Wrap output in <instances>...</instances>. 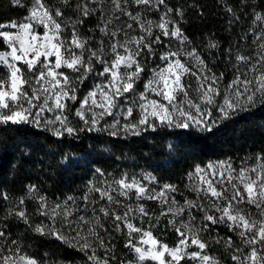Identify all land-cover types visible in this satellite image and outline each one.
Instances as JSON below:
<instances>
[{
  "label": "snow or ice",
  "instance_id": "6c2138e0",
  "mask_svg": "<svg viewBox=\"0 0 264 264\" xmlns=\"http://www.w3.org/2000/svg\"><path fill=\"white\" fill-rule=\"evenodd\" d=\"M10 2L26 15L0 23V125L27 124L58 140H79L92 132L126 139L166 130L175 138L167 148L175 153L195 151L205 134L226 120L264 106V0L245 3L250 26L226 51L214 33L200 41L185 34L186 8L179 2ZM226 11L230 25L240 21L233 8ZM244 42L246 49L240 47ZM222 51L233 73L227 84L224 71L214 67ZM150 59L158 63L138 90ZM89 80L93 83L81 95ZM64 163L77 161L65 155ZM93 174L98 179L89 181L82 204L69 196L50 208L46 196L33 195L35 185L27 186L28 198L44 218L35 223L24 196L12 199L0 191V200L7 202L0 217V264H52L47 253L30 254L12 237L10 218L35 236L82 253L85 264H114L111 235L122 228L128 230L125 247L136 254V264H264V151L239 165L231 157L195 165L188 173L195 198L183 203L170 195L177 191L175 185L155 187L158 180L151 173L114 175L97 167ZM146 200L167 205L160 216L172 217L168 224L177 234L174 246L133 223L137 214L149 216L142 203ZM219 226L230 235L216 232L211 240L203 235ZM133 234L139 235L138 242ZM213 246L222 248V254H213Z\"/></svg>",
  "mask_w": 264,
  "mask_h": 264
},
{
  "label": "trees",
  "instance_id": "16d2710c",
  "mask_svg": "<svg viewBox=\"0 0 264 264\" xmlns=\"http://www.w3.org/2000/svg\"><path fill=\"white\" fill-rule=\"evenodd\" d=\"M53 3L56 0H52ZM170 4L178 2L186 8L183 30L189 38L200 41L205 35L215 34L222 49L227 50L250 26L245 3H260V0H169ZM196 4L199 8H189ZM233 8L241 19L229 24L230 15L226 8ZM203 11V16L199 15ZM26 11L15 7L9 0H0V23L22 17ZM95 24V19L88 22L84 31ZM248 47V42L240 45ZM214 66L216 71H224L225 81L230 78L232 69L222 51ZM166 130L157 133L148 132L140 137L112 138L104 133H82L79 140L64 138L58 140L47 132H37L31 126L0 125V191H7L10 198L25 197L27 211L32 221L44 218L36 212L34 199L28 198L27 186L35 185L38 189L33 195H44L49 207L72 196L79 200L86 192L87 182L97 167L106 173L119 175L120 172L147 170L162 183L176 186L175 196L183 198L193 196L190 190L188 173L195 165H204L209 161L231 157L236 163L242 159L255 157L264 151V106L240 112L226 120L211 135L205 134L195 151L185 148L181 152L170 153L167 145L174 142ZM32 147H27V145ZM89 152L91 154H89ZM68 155L77 161L65 166L64 157ZM7 202L0 200V217L4 215ZM47 222V221H45ZM13 238L22 241L30 253L47 258L52 264L80 262L85 264V257L75 249L60 242L33 235L25 230L23 223L15 219L7 221ZM162 238L167 244L175 241V231L168 232L166 224H159ZM160 230V229H159ZM157 234L156 231H154ZM116 236V235H115ZM113 245L118 264L125 253L122 238L115 237ZM122 248V249H121Z\"/></svg>",
  "mask_w": 264,
  "mask_h": 264
},
{
  "label": "rangeland",
  "instance_id": "374dc122",
  "mask_svg": "<svg viewBox=\"0 0 264 264\" xmlns=\"http://www.w3.org/2000/svg\"><path fill=\"white\" fill-rule=\"evenodd\" d=\"M25 2H27V0H25ZM25 15H26V13L20 18L12 19V20L22 19ZM6 22H8V21H4V22H1V23H6ZM165 43H167V41H165ZM156 63H158V61L151 60V59L148 61L145 73L142 75V79L138 83V90H142L144 80H146L151 74L149 70L153 66H155ZM232 76H233V73L231 72L230 78L228 80H226V81L224 80L223 83L227 84L232 79ZM92 83H93V81H91V80L86 82V85L84 87H82L81 90H80L81 91V95L85 94L88 91V89L90 88ZM193 83H194V81H193ZM75 107H76V105H72L73 114L71 115V118L73 119V123L77 122L75 117H74V108ZM214 115H215V113H214ZM95 133H98V132H95ZM104 134H107V133H104ZM220 160H224V159H220ZM214 161H217V160H214ZM209 162H207V163H209ZM207 163H205L204 165H206ZM239 163H236V164L239 165ZM204 165H201V166H204ZM126 172L135 173L137 175H139L141 173H151V172H149L147 170L126 171ZM91 177H92L91 180L98 179V177L94 178V174L93 173H91ZM89 181L90 180H88L87 185H88ZM162 184H165V183H162V182L158 181V184H156L154 186L155 187H159V185H162ZM189 185H190V181H189ZM92 195L95 196L96 194L93 193ZM170 195L175 196V193H171ZM192 195L193 196H186V197H183V198L175 196V198L180 203H183V200L185 198L194 199L195 198V194L193 192H192ZM133 200H134V198H133ZM77 203L82 204L83 202H82L81 199H79V200H77ZM142 203L144 204L145 208L148 210L149 216L141 218L139 216V214H137L136 218L133 220V223H135L138 227H142L144 230H151L153 232V235L158 240H160L162 243H166L165 240L161 239L162 238V233H161L162 229L158 228V225L161 224V223L162 224L164 223V224H166L168 226V229H169L168 232L174 231L172 226L168 224V220L171 219L172 217L170 215H168V216H160V213H161L162 209H166L167 205H163L162 206L159 201H155V200H146V201H143ZM195 214L197 216L200 215L199 213H195ZM186 217H187V213L184 214V218L185 219H186ZM179 219H180V217H177V220H179ZM157 220H158V223H157ZM154 231H156L157 234H155ZM127 232H128V230L126 228H122V231L113 232L112 235H111V244H112V246L115 244V239H116L115 237L116 236L119 237V238H122V240L124 242L122 248L124 249L125 253L122 254V256H121L122 260L121 261L123 262V264H136V260H137L136 254L131 249L125 247L126 243L128 242V239H129V237L127 235ZM216 232H219L220 236L230 235V233H228L227 230L223 226H219L217 228H214V229H212V231L210 233H205L203 235L207 239L211 240V239L215 238ZM133 239L138 242L140 240V237H139L138 234H133ZM174 239H175V241H174L173 244H168L170 247L174 246L176 241H177L176 232H175V238ZM222 251H223L222 248L218 249L216 246L212 247V252L215 255H218V256L221 255ZM114 254H115V257H116V254H117L116 251H114ZM118 263H119L118 259L116 258V261L114 262V264H118ZM65 264H81V263L75 261V262H66ZM144 264H154V262H152L150 260H146L144 262Z\"/></svg>",
  "mask_w": 264,
  "mask_h": 264
}]
</instances>
